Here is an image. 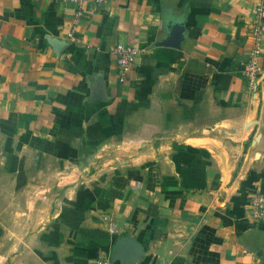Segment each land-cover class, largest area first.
<instances>
[{"label": "crops", "instance_id": "1", "mask_svg": "<svg viewBox=\"0 0 264 264\" xmlns=\"http://www.w3.org/2000/svg\"><path fill=\"white\" fill-rule=\"evenodd\" d=\"M252 6L88 0L73 23L66 1L0 0V264H88L123 236L133 264H264V161L234 183L264 79V28L241 73ZM118 41L139 47L122 82Z\"/></svg>", "mask_w": 264, "mask_h": 264}, {"label": "built area", "instance_id": "2", "mask_svg": "<svg viewBox=\"0 0 264 264\" xmlns=\"http://www.w3.org/2000/svg\"><path fill=\"white\" fill-rule=\"evenodd\" d=\"M66 1L74 5L72 21L78 20L83 12V4L88 0H57ZM100 2L101 0H91ZM264 28V0H253L252 15L247 24L249 46L247 49V58L242 68L244 78L253 83L257 80L262 68L258 63L260 52V38ZM71 34V33H69ZM116 69L117 81L122 82L127 77L128 72L133 67L136 57L139 53V47L133 42L118 41L112 49ZM247 216L254 220L264 222V191L254 192L249 195L247 202ZM106 229L113 231V225L110 221L106 223ZM88 264H124L112 260L108 256H97L89 260Z\"/></svg>", "mask_w": 264, "mask_h": 264}, {"label": "water", "instance_id": "3", "mask_svg": "<svg viewBox=\"0 0 264 264\" xmlns=\"http://www.w3.org/2000/svg\"><path fill=\"white\" fill-rule=\"evenodd\" d=\"M178 30L174 26L170 29L165 38L158 41L159 44H168L176 46L178 44ZM260 106L257 117V123L250 141L245 149L240 168L235 176L234 183L241 177H244L246 171L252 166L264 161V79L261 81ZM139 245L127 237H119L113 243L110 250V259H117L123 263L133 264L140 254Z\"/></svg>", "mask_w": 264, "mask_h": 264}]
</instances>
